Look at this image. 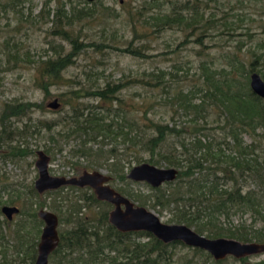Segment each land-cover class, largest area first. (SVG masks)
<instances>
[{"label":"trees","instance_id":"1","mask_svg":"<svg viewBox=\"0 0 264 264\" xmlns=\"http://www.w3.org/2000/svg\"><path fill=\"white\" fill-rule=\"evenodd\" d=\"M188 1L172 2L167 13L155 11L150 5L134 9L139 25L144 28L138 32L130 20L131 38L121 50L131 56L149 58L150 46L145 42L139 44L140 39L148 41L163 28L175 27L182 31L184 41H188L186 36H193L192 42L199 47H204V35H226L229 40L242 36L236 40L238 46L225 43L216 64L209 54L195 50L198 62L190 69L195 71L191 75L196 82L191 87H172L178 76L168 73L165 79L163 72L154 69L122 76L116 81L107 79L91 89L70 88L58 94L61 106H69L60 120L38 121L30 125V131L25 125L20 129L24 128V136L36 135L45 129L56 145L62 137H76V154L91 159L88 167H104L113 180L135 182L125 176V169L130 168L132 161L174 168L175 178L158 187L147 184L151 194L144 198L120 187L115 190L132 202L136 201L137 205L159 213L167 212V222L184 224L205 237L264 242V99L249 88L251 72H258L264 80V39L261 38L264 37V10L257 14V19L250 18L246 25L243 11L231 16H228L229 10L221 16L208 11L205 16L195 2L188 4ZM244 1L238 0L240 4ZM0 2L1 6L7 4L20 13L17 6L22 0ZM72 2L89 3L54 0L51 10L50 0H46L37 14L49 23L50 37L66 39L71 44L70 52H54L35 63L34 79L44 96L49 95L51 85L63 83L61 72L70 64L76 50V36L73 37L76 21L92 15L91 8H77ZM253 22L257 25L255 30ZM253 37L257 38L252 47L238 56L239 46ZM206 56H209L208 61L204 60ZM134 86L143 91L142 95L132 94L140 96L138 103L134 99L127 101L128 98L121 94ZM160 93L165 95L160 98ZM84 98L96 103H83ZM35 105L29 101L6 104L0 112V134H5L8 140L14 136L18 138L20 131L9 128L8 124L5 127L3 121H8L10 115H22L24 110ZM161 108L169 113L167 119L157 117ZM102 111L105 114H101ZM244 136L248 142L243 141ZM116 139L122 144L120 151L116 149ZM110 143L109 148H104L103 145ZM20 144L16 142L17 146ZM8 145L10 149L14 147ZM4 185L0 184V191L6 189L14 196L0 200V205L18 204L19 211L11 220L0 212V264L34 263L42 224L36 216V208L42 204L36 199L43 193L61 192L62 189L76 190L80 195L76 196V201L62 196L58 197L59 201L55 198L59 207L67 201L63 211L69 226L58 232V244L48 256L53 258L54 264H264V261L249 262V256L214 260L199 248L177 241L165 244L145 231L119 232L107 221L111 205L97 200L87 187L68 185L38 194L28 184L24 185L22 196L18 188ZM107 207L110 208L106 210ZM242 212L250 213L253 223L259 225L223 226L218 223L219 217L228 218L230 214ZM57 219L61 221V217ZM178 247L187 252H178Z\"/></svg>","mask_w":264,"mask_h":264},{"label":"rangeland","instance_id":"2","mask_svg":"<svg viewBox=\"0 0 264 264\" xmlns=\"http://www.w3.org/2000/svg\"><path fill=\"white\" fill-rule=\"evenodd\" d=\"M45 1L22 0L21 4L17 6L20 13L13 11V7L10 8L7 4L1 6L3 1L0 2V112L6 104H14L15 101L36 103L30 109L24 110L22 115H10L8 121H3L5 127L8 124L9 128H14L15 131L19 130L20 134L18 138L14 136L11 140H8V137H4L5 134H0V141L2 140L0 143V184L4 183V186L8 184L9 187L18 188V191L23 196L25 192L24 185L31 184L33 186V181L37 175L34 167L35 151L41 149L49 157L47 171L50 175L76 176L82 170H100L110 176L108 184L112 188H123L141 198L150 195L149 187L144 182L113 180V176L104 167H88L91 159L78 155L74 151L76 148V137H72V135L62 137L58 139V144L56 145L48 138L49 133L45 129H41L39 134L24 136L22 133L24 128L23 131L20 128L25 125L30 131V125L38 123V121L55 122L57 119L60 120L68 111L69 106H61L59 93L68 91L70 88L78 89L81 86L91 89L102 85L107 79L116 81L122 76L135 75L142 71L157 69L163 72L165 79L168 78V73L178 76L177 83L173 84L172 87L176 85L185 88L191 87L196 80L195 76L191 75L195 71L190 68L198 62L194 51L200 49L204 53L209 54L211 61L216 64L221 54L220 49L225 43L227 42L226 44L231 47L238 46L236 40L242 36L238 35L233 40H229L226 35H204L202 40L204 47H199L192 42L193 36H186L188 41H184V33L182 31L177 30L175 27L163 28L154 38H148V41L140 39L139 44L145 42V44L150 46L147 52L149 58L143 59L131 56L121 50L131 38L130 20L134 22V27L138 32L144 28L139 25L140 22L136 19L138 16L134 13V9L139 8L141 5L145 7L150 5L155 11L167 13L172 2L179 3L184 2V0H94L86 4H75L72 2V5L74 4L77 8L81 6L91 8L92 15L76 21L73 29V37L76 36V50L71 57L70 64L61 72L63 83L51 85L49 87V95L44 96L34 79L35 63L45 58V56H52L54 52L66 54L71 51V44L66 39L61 40L59 37H50L48 35L49 23L45 22V18L37 16L40 7L44 5ZM203 1V3H207V6H204L202 1L199 2L197 0H190L188 4L195 2L196 8L203 11L205 16L208 11H213L216 16H221L222 13L228 10V16L235 14V12L243 11L246 25H249L250 18L257 19V14L263 13L264 10V8L261 9L264 0H245L242 4L238 0ZM49 7L51 10L53 9L54 0H50ZM206 7H209V9ZM251 25L253 30L257 28L255 22L251 23ZM239 32V29H237L236 33ZM256 38L253 37L252 40L250 39L251 41H244L239 46L241 49L237 52L238 56H241V53L244 54V51L249 46L252 47ZM261 38L264 39V37ZM133 44H138V42H133ZM209 56L204 57V60L208 61ZM197 73L198 71H196ZM256 73L259 75L258 72ZM142 92V89L134 86L132 89L122 91L121 94L128 98L127 101L130 102L131 99H134V102L138 103L140 96L132 94L138 93L142 95ZM164 95L160 93V98ZM53 99L58 103L55 109L47 106V103ZM82 102L96 103L91 98H84ZM101 114H105V111H102ZM168 114H166L164 108H161L157 117L167 119ZM13 132L14 130H12V135ZM108 141L110 142V140ZM243 141L248 142L249 139L244 136ZM16 142H21V144L17 146ZM116 143V149L120 151L122 146L120 139H116ZM8 144L14 147L8 148ZM111 145L112 143L103 146L104 148H109ZM45 148H47V151ZM124 165V167L127 166L126 163ZM133 165L136 164L132 161L130 167ZM128 170L129 168L125 169V173ZM79 193V191H69L68 189H62L61 192L43 193L36 199L42 204V206L36 208V211L39 208H44L55 213L57 217H61V221L57 223L58 233L69 226V222L65 220L66 213L63 211L67 201H64L59 207L60 203L56 202L60 200L58 197H68L70 198L69 200L76 201V196H79ZM13 196L14 193L12 195L6 189L0 191V200H6ZM55 198L57 199L56 201ZM133 202L137 203L136 201ZM2 205L10 204L2 203L0 206ZM12 205L19 208L18 204ZM104 207L102 206V208ZM145 207L147 208V206ZM109 208L107 207L106 210ZM147 209L152 211L161 222L169 223L167 222L169 216L167 212L159 213L150 207ZM253 221V216L248 212L230 214L228 218H218V223L223 226L239 224L245 226L251 224H254V226L259 225V223H253ZM41 226L42 224H40L39 229H41ZM177 251L187 252L185 248L181 247H178ZM52 259L48 257L47 264H54ZM247 260L249 262L264 261V253L251 255L247 257ZM228 262H231V260Z\"/></svg>","mask_w":264,"mask_h":264},{"label":"water","instance_id":"3","mask_svg":"<svg viewBox=\"0 0 264 264\" xmlns=\"http://www.w3.org/2000/svg\"><path fill=\"white\" fill-rule=\"evenodd\" d=\"M249 88L264 99V80L256 72L249 74ZM47 106L55 109L58 103L53 99L47 103ZM35 154L34 167L37 175L33 181V188L38 194L68 185L89 187L97 200L105 201L112 206L107 212V221L119 232L145 231L165 244L177 241L192 248H199L214 260H221L226 256L242 258L264 253V242H241L225 237L209 238L196 233L184 224L161 222L152 211L135 204L109 186L110 176L100 170H83L76 176L50 175L47 171L49 157L41 149L36 150ZM176 172L174 168L158 167L141 162L131 166L125 176L131 181L144 182L151 187H158L164 182L172 181ZM18 211L15 205L0 206V212L7 220H11ZM36 216L41 220L42 226L33 264H47L49 254L58 244V220L55 213L44 208H39Z\"/></svg>","mask_w":264,"mask_h":264},{"label":"flooded vegetation","instance_id":"4","mask_svg":"<svg viewBox=\"0 0 264 264\" xmlns=\"http://www.w3.org/2000/svg\"><path fill=\"white\" fill-rule=\"evenodd\" d=\"M82 171H83V170H82ZM84 187H86V186H84ZM79 188H83V187H79ZM87 188H89V187H87ZM111 208H112V206H111ZM111 208H110V209H111Z\"/></svg>","mask_w":264,"mask_h":264}]
</instances>
